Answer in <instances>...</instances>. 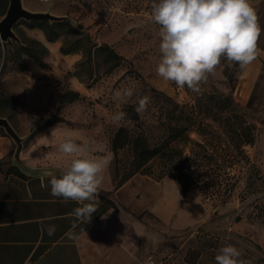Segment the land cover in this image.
I'll list each match as a JSON object with an SVG mask.
<instances>
[{
  "label": "rangeland",
  "instance_id": "1",
  "mask_svg": "<svg viewBox=\"0 0 264 264\" xmlns=\"http://www.w3.org/2000/svg\"><path fill=\"white\" fill-rule=\"evenodd\" d=\"M9 2L0 0V20ZM34 2L42 11L71 17L80 34L63 27L56 31L58 38L49 42L44 29L33 28L40 29L46 41L60 49V59L58 64L44 67L54 72L45 79L50 83L42 86L45 90L53 88L50 98L42 96L39 84L20 87L21 105L45 103L46 112L37 118L28 141L61 125L65 135L59 138L78 139L91 155L111 154L106 172L113 180L112 191L102 197V207L91 223L80 229L92 247L93 232H98L93 225L108 214L109 223L123 222L116 226L119 233L128 236L137 221L148 232L136 242L114 243L107 235L100 237L98 256L92 257L91 264H215L218 250L228 244L240 250L242 260L264 264V32L258 40L262 54L246 74H241L238 65L229 66L222 59L215 74L209 75L199 92H193L164 82L155 74L160 26L151 19V0ZM251 3L264 28V0ZM26 29L31 28L23 21L15 28L30 49L38 48L34 43L43 45L26 35ZM15 47L13 54L7 44L0 45V99H17L6 92L5 77L23 72L24 60L31 58L17 44ZM62 48L71 53L63 55ZM124 87L134 89L132 99L126 103L114 100L113 92ZM75 94L79 100L72 101ZM145 95L151 102L146 111L137 113L136 101ZM17 105L18 99L13 107L1 110L2 114L9 115ZM55 105V115L61 121L33 135L37 127L55 116H51ZM118 111L127 116L114 123L111 117ZM10 117L15 120V114ZM245 126L251 127L254 142L239 146ZM118 133L125 146L115 153L113 141ZM138 137L150 149L174 148L177 156L171 161L164 149L134 174V141ZM57 147L49 146L45 151L53 152ZM188 172L192 182L182 192ZM169 181L176 190L172 194V189L165 190ZM130 182L134 189L125 205L117 192ZM126 194L124 199L128 200ZM165 194L174 199H170V206L166 198L160 203L164 215L159 216L157 202ZM183 215L186 221L179 222Z\"/></svg>",
  "mask_w": 264,
  "mask_h": 264
},
{
  "label": "crops",
  "instance_id": "2",
  "mask_svg": "<svg viewBox=\"0 0 264 264\" xmlns=\"http://www.w3.org/2000/svg\"><path fill=\"white\" fill-rule=\"evenodd\" d=\"M24 5L31 11H42L38 9L34 0H24ZM30 30L32 29L25 30L26 35L42 43L49 52L46 59H44L45 64L47 66L58 64L60 49L55 44L46 41L43 32L44 38L41 39V32ZM24 64L28 70L21 73H7L4 80L6 92L18 99V105L11 110V113L15 114V120L11 119V113L9 115L2 114V116L10 121L20 136L29 137L37 118H40V115L46 112L45 103L41 106L36 104L31 106L21 105L20 87L39 84L42 88V96L47 94L50 98L54 93L53 88L50 87L45 90L42 86L50 83L45 79L54 72L49 71V68L40 67L32 58L25 59ZM56 108V105L53 106L51 116L56 114ZM60 135L65 134L63 126L58 125L49 134L25 142L22 157L30 168L37 170L36 174L29 175L23 173L14 165V142L3 130H0V264H91L92 257H95V254L98 256L96 250L100 248L96 245L101 246L100 237L107 235L112 242L118 243L121 241L136 242L140 240L142 234L148 235L144 225L138 221L136 223L132 222V233L128 236L119 233L116 226L121 225L123 222L113 221L114 223H109L108 214L102 222L93 225L94 228L92 229L94 231L98 230V232H93L94 239L92 242L94 245L93 247L90 245L89 241L91 240L80 232L85 224L80 223L71 215L73 209L79 205L71 200L65 202L63 198L53 197L50 194V185L41 187V176L49 172L59 176L61 170L66 167L70 160L69 157L58 152V147L53 152L45 151L49 146H51V149L54 145L58 146L65 138L64 136L59 138ZM19 173L25 175V177L20 176ZM48 179V177H45V184L48 183ZM170 183V181L167 182L165 190L172 189V194L176 190ZM112 186L113 180L105 172L104 183L98 196L99 203L96 213L102 207V197H107L106 195L112 191ZM133 189V182L121 186L117 192L120 196H118L119 201L127 205L131 201ZM124 193H127L128 200L124 199ZM165 198L168 202L167 205L170 206L169 201L173 197L169 198L168 194L163 195L162 199H158L157 204L164 202ZM162 206L163 204H160L156 207V214L159 216L160 214L164 215ZM138 207H140V204ZM138 209L136 208V210ZM49 217L54 219L49 220ZM186 218L187 216L183 215L178 221L184 222ZM88 223H91V221ZM49 224L56 225L55 234L52 236H49L46 232ZM73 224L77 225L75 229L72 227ZM102 224L103 226L109 225V227L105 228L101 226ZM70 230L75 231L78 235L77 239H69L66 236V233Z\"/></svg>",
  "mask_w": 264,
  "mask_h": 264
},
{
  "label": "clouds",
  "instance_id": "3",
  "mask_svg": "<svg viewBox=\"0 0 264 264\" xmlns=\"http://www.w3.org/2000/svg\"><path fill=\"white\" fill-rule=\"evenodd\" d=\"M150 15L160 26V56L155 74L179 88L199 92L209 75L215 74L222 59L229 66L238 65L244 75L262 54L258 40L264 28L251 0H151ZM30 31L41 32V39L44 38L40 29ZM134 95L133 88L124 87L113 92V99L126 103ZM150 102L147 95L139 97L136 112L146 111ZM126 116V112L118 111L111 119L120 123ZM58 152L70 160L59 176L50 172L41 176V187L50 185L53 197L76 202L79 206L71 215L86 224L98 210V196L112 162L111 154L91 155L86 145L77 143L71 136L58 144ZM45 177L49 178L47 184ZM72 227L75 229L77 225ZM55 231V224L46 228L49 236ZM66 236L78 238L73 230ZM214 259L215 264H250L241 259L240 250L231 244L221 247Z\"/></svg>",
  "mask_w": 264,
  "mask_h": 264
},
{
  "label": "trees",
  "instance_id": "4",
  "mask_svg": "<svg viewBox=\"0 0 264 264\" xmlns=\"http://www.w3.org/2000/svg\"><path fill=\"white\" fill-rule=\"evenodd\" d=\"M5 15V14H4ZM29 28H40L45 30V35L47 37V40L49 42H54L58 38V34L56 31L58 29H63V27H68L70 28V32L74 34H80V31L74 28L71 24L69 23H54L50 24L49 22H41V23H35V22H24ZM19 36V35H18ZM20 37V36H19ZM22 40V38L20 37ZM38 47L37 49H30L28 45L24 43L22 40V46H19V50L28 52V56L33 58L39 65L40 67L44 68L45 67V62L44 59L48 56L49 52L48 50L41 44L39 43H34ZM11 51L13 54H16L17 48L14 46V48H11ZM61 53L63 55H68L71 52L64 50L63 48L61 49ZM111 53L114 54L116 53L115 51L111 50ZM92 52L91 50L88 52V59L91 58ZM23 71L26 70V66L22 65ZM177 87V86H176ZM79 95L75 94L74 99L72 101H77L79 100ZM17 99L14 97H3L0 99V118H3L2 116V111L9 106L10 108L16 105ZM204 107V106H202ZM201 109V106H200ZM2 110V111H1ZM60 118H58L56 115L53 116L48 122L44 123L43 125L37 127L33 133V135L40 133L44 128H47L51 123L53 122H60ZM121 134V133H120ZM239 141L241 145L245 144H252L254 142V135L252 134V129L249 126H245L241 128V133L239 135ZM236 146V144H234ZM125 144L123 142H120L119 140V133L115 137L113 141V151L116 153L118 149L123 148ZM166 149L169 152L170 160L173 161L174 156H177L178 151L174 148H170L169 146H162V147H156L150 149L147 144L142 140V138L138 137L134 141V150H135V173H138L141 168H143L149 161H151L153 158L158 157L163 151ZM174 164V162H172ZM172 165L171 167H173ZM177 168H173L175 170ZM20 176L25 177V175L19 173ZM190 173L184 177L183 181V189L182 192H185L187 190V187L190 185L191 177Z\"/></svg>",
  "mask_w": 264,
  "mask_h": 264
},
{
  "label": "water",
  "instance_id": "5",
  "mask_svg": "<svg viewBox=\"0 0 264 264\" xmlns=\"http://www.w3.org/2000/svg\"><path fill=\"white\" fill-rule=\"evenodd\" d=\"M22 21L27 23L49 22L50 24L66 22L78 30L76 22L69 16H58L50 11H31L25 7L24 0H10L7 11L0 20V45L7 44L12 49L15 44L22 46V40L15 30ZM0 130H3L14 142V165L25 174H36L37 170L30 168L22 157L24 144L29 137L20 136L7 118H0Z\"/></svg>",
  "mask_w": 264,
  "mask_h": 264
},
{
  "label": "built area",
  "instance_id": "6",
  "mask_svg": "<svg viewBox=\"0 0 264 264\" xmlns=\"http://www.w3.org/2000/svg\"><path fill=\"white\" fill-rule=\"evenodd\" d=\"M41 2L48 3L50 0H40Z\"/></svg>",
  "mask_w": 264,
  "mask_h": 264
},
{
  "label": "flooded vegetation",
  "instance_id": "7",
  "mask_svg": "<svg viewBox=\"0 0 264 264\" xmlns=\"http://www.w3.org/2000/svg\"><path fill=\"white\" fill-rule=\"evenodd\" d=\"M17 33V32H16ZM16 45V44H15Z\"/></svg>",
  "mask_w": 264,
  "mask_h": 264
}]
</instances>
